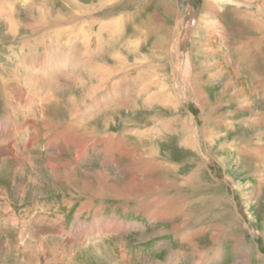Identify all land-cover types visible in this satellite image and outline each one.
<instances>
[{"label":"rangeland","instance_id":"1","mask_svg":"<svg viewBox=\"0 0 264 264\" xmlns=\"http://www.w3.org/2000/svg\"><path fill=\"white\" fill-rule=\"evenodd\" d=\"M75 1L3 2L0 264H264V0Z\"/></svg>","mask_w":264,"mask_h":264},{"label":"bare ground","instance_id":"2","mask_svg":"<svg viewBox=\"0 0 264 264\" xmlns=\"http://www.w3.org/2000/svg\"><path fill=\"white\" fill-rule=\"evenodd\" d=\"M72 1V7H73V10H72V13H71V20H74V17L76 18L77 16H79V14H83V16H85L86 17V21L85 20H83V21H80L79 23L81 24V26L83 27V26H88L89 24H90V18H88V17H91L92 15H93V12H91V10H92V8H93V3H92V5H89V4H87V5H82V4H80V3H78V2H76L75 0H71ZM88 1H90V0H88ZM102 1V0H101ZM4 2V0H0V17H1V19H2V17H6L5 19H7V21L10 23V24H12V22H13V20L11 19L12 18V15L15 13V11L13 12V8L11 7V6H6L5 5V3H3ZM209 4L210 3H205V5L207 6V8H208V6H209ZM214 7V6H213ZM75 9V10H74ZM209 10V9H208ZM207 10V11H208ZM210 10H211V8H210ZM15 15V14H14ZM66 15V14H65ZM35 20V19H34ZM77 21V20H76ZM41 25V24H40ZM198 25V21H197V23H196V25H195V27ZM73 26V25H72ZM71 26V27H72ZM199 26V25H198ZM194 27V28H195ZM9 29V28H8ZM20 30V29H19ZM199 30V29H198ZM198 30H196V31H198ZM10 31H11V29H10ZM171 33H173V29H172V32ZM198 33V32H197ZM88 34V33H87ZM195 34V29L193 30V35H192V39H193V36H195L194 35ZM89 35H90V33H89ZM97 38L98 37H101V39H99L98 38V41L99 40H102V36L101 35H99V36H96ZM173 37V36H172ZM88 40V39H87ZM192 41V40H191ZM88 43H89V41H88ZM89 47V46H88ZM99 48H101V47H99ZM99 48H97V49H99ZM169 49H170V46H169ZM170 51V50H169ZM82 52V51H81ZM83 53V52H82ZM102 71H104L103 70V68H102V66H101V64L100 63H94V66L93 67H91V69H88L87 71H85V74L86 75H88V77L91 79V77H97V78H101L100 76L101 75H104L103 73L105 72H103L102 73ZM87 72V73H86ZM106 74L108 75V73L106 72ZM40 77H42V80H44L43 79V75L41 74V75H39ZM75 78V77H74ZM78 78V80H76L75 81V83H76V85H74L72 88H74V89H79V91L80 90H83L84 88H86L87 90H85V92H86V94H85V92L83 93V91H82V93H83V95L85 96V95H87V94H89V92H91V91H94L95 89H97V88H99L102 84H103V81H101L100 83H93V84H91V85H89V87H87V85L85 86V81L83 80L82 81V79H80V77H77ZM71 80V79H70ZM90 81V80H89ZM23 82H24V77H23ZM49 82V84H53V83H55V81H53V83L52 82H50V81H48ZM58 82V81H57ZM81 82L82 83H84V84H82V85H80L81 84ZM25 83V82H24ZM46 84H48V83H46ZM77 86H80V87H77ZM227 86V85H226ZM225 86V87H226ZM42 87V86H41ZM40 87V88H41ZM99 91V90H98ZM48 93V92H47ZM47 93H45L46 94V96H47ZM17 94L18 95H21V96H23V95H27V92H24L23 91V88H19L18 89V91H17ZM33 94H37V88L36 87H34L33 88ZM76 97V96H75ZM75 97H74V95L73 96H70V97H68L67 99H66V106H67V108H66V112H65V114L66 115H68V116H71V115H73L74 113H75ZM164 97H166V96H164ZM197 97V96H196ZM201 97V96H200ZM202 99V98H201ZM199 102V101H198ZM119 103V102H118ZM122 102H120L118 105H120ZM126 103V102H125ZM35 104V103H34ZM32 107H33V105L31 106V109H32ZM78 118H79V116H77ZM68 124V123H67ZM70 125V124H69ZM86 125H87V123H86ZM72 126V125H71ZM82 127V126H81ZM80 127V128H81ZM75 128V127H74ZM83 131V130H82ZM86 131V130H85ZM71 132V131H70ZM78 133V132H77ZM81 134H79L80 135V138H81V140H80V142H78V143H75V144H77V146H80L81 147V149H78V147H77V149H78V153H77V156H79L80 154H82V152H84L83 151V149L84 148H82V147H84L85 146V144H87L92 138H94V136H93V134H90V136H88V137H85V138H82V134H83V132H80ZM87 133V132H86ZM89 133V132H88ZM136 133V132H135ZM74 134V133H73ZM69 135V134H68ZM138 135V134H137ZM107 136V135H106ZM109 136V135H108ZM120 136V135H119ZM7 136H5V138H6ZM72 137V136H71ZM79 137V136H78ZM13 138V137H12ZM26 138V137H25ZM61 138V137H60ZM137 138V137H136ZM35 138H30V137H28L27 136V141H25V145L24 146H29L30 145V143H32L33 142V140H34ZM97 139V138H96ZM101 139V138H100ZM113 139V138H112ZM111 139V140H112ZM144 139V138H143ZM149 139V138H148ZM236 139V138H235ZM26 140V139H25ZM67 142L68 141H70V137L69 138H66L65 139ZM72 141H73V139H71ZM111 140L109 139V144H111ZM151 140V139H150ZM54 141V140H53ZM58 140H56V141H54V142H57ZM104 141V140H103ZM115 141V140H114ZM189 141H190V139H189ZM102 142V141H101ZM125 142V141H124ZM123 142V143H124ZM50 143H52V142H50ZM120 143V142H119ZM191 145H192V148L194 147L193 146V144H192V142L190 141L189 142ZM11 144V143H10ZM8 144V146H9V149L11 150V152H12V155H13V157H15V152H16V149L14 148V146L11 144ZM55 144V143H54ZM99 144V143H98ZM92 145V144H91ZM108 146V145H107ZM116 146V145H115ZM7 147V146H6ZM75 147V146H74ZM98 147V146H97ZM112 147V146H111ZM124 147V146H123ZM24 148V147H23ZM56 148L57 149H59V145L58 144H56ZM87 148V147H86ZM110 148V147H109ZM120 148H121V146H120ZM111 149V148H110ZM124 149V148H123ZM122 149V150H123ZM127 149V148H126ZM2 148L0 149V152H2ZM131 150H132V148H131ZM136 150H137V148H136ZM206 150V149H205ZM100 152H102V150H99ZM99 151H97V152H99ZM128 151V150H127ZM126 151V152H127ZM207 151V150H206ZM125 152V153H126ZM138 152V151H137ZM208 152V151H207ZM112 153V152H111ZM129 153V152H128ZM134 153H136V152H134ZM139 153V152H138ZM6 154V153H5ZM52 154V153H51ZM97 154V153H96ZM54 155V154H53ZM109 155H111V154H109ZM115 155V154H114ZM142 155V154H141ZM120 156V155H119ZM126 156H127V154H126ZM48 158H50L49 156H48ZM79 158V157H78ZM111 158V157H110ZM112 158H113V156H112ZM111 158V159H112ZM141 158V157H140ZM146 158V157H145ZM137 159H138V157H137ZM76 160V159H75ZM78 161V160H77ZM105 161H106V159H105ZM147 162V161H146ZM116 163V162H115ZM151 163V162H150ZM132 166V165H131ZM137 166V165H136ZM135 166V167H136ZM145 166V165H144ZM143 166V167H144ZM150 166H151V164H150ZM8 167V166H7ZM143 167H141V168H143ZM155 167V166H154ZM131 168V167H130ZM152 168V167H151ZM123 169V168H122ZM146 169H148V168H146ZM133 170V169H132ZM150 170V169H149ZM152 170V169H151ZM121 171V170H120ZM125 171V170H124ZM127 171V170H126ZM144 171H145V169H144ZM123 172V171H122ZM129 172V171H128ZM131 172V171H130ZM148 173V172H147ZM147 173H145V174H147ZM136 174V173H135ZM133 175V174H132ZM137 175H138V173H137ZM103 177V176H102ZM136 178V181L138 182V185H136V187H135V191L134 192H136V191H138V188H139V190H141V188H143L144 186H146V184H147V181H144V182H140V180L138 181L137 180V177H135ZM135 178H134V180H135ZM149 178V177H148ZM130 179V178H129ZM130 182V181H129ZM164 182V181H163ZM102 183V182H101ZM127 183V182H126ZM149 183V182H148ZM165 183V182H164ZM124 185H125V183H123ZM163 186H165L166 184H162ZM106 186V185H105ZM135 186V185H134ZM100 187H102L103 188V185L102 184H100ZM129 187V186H128ZM146 187H153V182H150L149 184H147V186ZM161 188V187H160ZM163 188V187H162ZM104 189V188H103ZM128 189V188H127ZM117 191H116V193H114V195L115 196H122V195H124V194H122L123 193V190H119L118 191V189H116ZM142 190H144V189H142ZM146 190V189H145ZM149 190V189H148ZM100 191V190H99ZM108 191V190H107ZM127 191V190H126ZM131 191V190H130ZM110 192V191H109ZM133 192V193H134ZM141 192H143V191H141ZM128 194V193H127ZM95 197H104V195H103V192L102 191H100V192H97L96 194H95ZM126 198H128V197H126ZM120 199V198H119ZM138 200V199H137ZM121 201V200H120ZM91 202V201H90ZM139 202V201H138ZM151 203H153V200H152V202ZM92 204V203H91ZM89 206H90V204H89ZM100 213V212H99ZM102 213V212H101ZM86 241V240H85ZM85 247V246H84ZM100 256V255H99Z\"/></svg>","mask_w":264,"mask_h":264}]
</instances>
